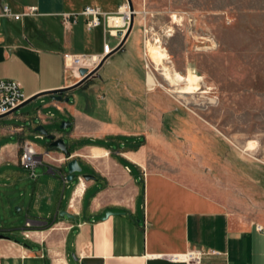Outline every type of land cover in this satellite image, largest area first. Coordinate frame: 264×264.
I'll return each instance as SVG.
<instances>
[{
  "label": "crops",
  "instance_id": "crops-1",
  "mask_svg": "<svg viewBox=\"0 0 264 264\" xmlns=\"http://www.w3.org/2000/svg\"><path fill=\"white\" fill-rule=\"evenodd\" d=\"M125 1L0 0L13 13L37 8L35 15L18 20L0 16V79L19 81L24 95L37 96L42 104L35 123L22 111L2 117L26 123L0 124V139L7 138L0 145V166L20 165L22 140L32 131L39 138L34 128L55 117L54 108L71 122L68 130L53 133L64 139L69 157L48 144L43 150L35 146L52 187L34 188L31 197L38 205L29 207L22 239L0 234V264H193L166 257L190 250L205 252L199 264H264L261 222L231 208L196 178L149 168V118L134 120V113L148 115L139 26L133 24L120 49L108 54L93 75L62 93L69 100L73 93V104L47 94L75 84L79 68L91 70L100 62L104 43L115 48L122 40L121 29L111 25L122 22L115 14L124 11ZM88 5L114 14L111 25L102 18L88 29L87 17L80 14ZM66 13L77 14L70 27L63 23ZM143 138L145 144L134 151L131 146ZM71 158L83 162L94 178L76 172L68 182L63 164ZM58 179L64 185L61 195ZM59 210L72 217H59ZM106 211L114 213L103 218Z\"/></svg>",
  "mask_w": 264,
  "mask_h": 264
},
{
  "label": "rangeland",
  "instance_id": "rangeland-1",
  "mask_svg": "<svg viewBox=\"0 0 264 264\" xmlns=\"http://www.w3.org/2000/svg\"><path fill=\"white\" fill-rule=\"evenodd\" d=\"M132 4L134 23L142 31L144 101L148 100L144 103L148 115L134 113V120L149 118V168L196 178L231 208L264 225V0H132ZM149 43L166 50L167 65L201 79L179 82L190 88L178 92L177 85L165 79L164 66L150 61ZM148 73L156 79L154 86L147 84ZM69 95L67 103L73 104V93ZM41 105L36 98L15 112L26 113L35 123ZM53 111L56 116L45 128L50 133L68 130L60 128L65 113ZM25 123L0 118L1 125ZM34 134L27 138L43 150L49 140ZM6 140L1 138L0 145ZM144 144L143 138L131 147L136 151ZM81 167L77 173L89 174L83 162ZM35 170L32 178L18 164L0 166V234L15 233L13 237L22 239L29 207L38 205L31 197L34 188L52 187L42 165ZM55 187L61 195V179ZM60 211L59 217L67 218Z\"/></svg>",
  "mask_w": 264,
  "mask_h": 264
},
{
  "label": "built area",
  "instance_id": "built-area-1",
  "mask_svg": "<svg viewBox=\"0 0 264 264\" xmlns=\"http://www.w3.org/2000/svg\"><path fill=\"white\" fill-rule=\"evenodd\" d=\"M126 10L122 11L116 16L121 17L122 22L120 24L111 25L110 18L114 14H108L102 12L99 7L95 6H85L80 14L87 17L86 25L88 29L99 26L102 23V18L104 21L111 25L113 28H119L126 31L129 23V8L128 5L124 6ZM37 13L36 6H28L20 13H13L8 5L0 3V16H7L14 18L16 20L28 16L35 15ZM77 20V14L66 13L63 15V23L66 27H70ZM114 47L110 46L108 43L103 44V54L108 55L113 51ZM27 97L24 95L22 90V85L19 81L13 79H0V115L9 113L11 110L16 108L22 102H24ZM40 118V117H39ZM43 118H40V120ZM39 138H44V135L38 133ZM19 164L29 171L32 178L36 177V167L43 164V155H41L34 143L31 140L23 139L20 144V152L18 158ZM64 178V176H62ZM26 227H30V222L27 221ZM258 230H263V226L257 225ZM205 252L202 250H190L185 253H172L167 254L166 257L170 260H182L187 263L199 264L202 255ZM209 253H216L214 250H210Z\"/></svg>",
  "mask_w": 264,
  "mask_h": 264
},
{
  "label": "water",
  "instance_id": "water-1",
  "mask_svg": "<svg viewBox=\"0 0 264 264\" xmlns=\"http://www.w3.org/2000/svg\"><path fill=\"white\" fill-rule=\"evenodd\" d=\"M127 5L129 8V23H128V27L126 29V31L120 30L118 31L117 35L121 36L122 35V40L115 46V48L113 49V52L117 51L118 49H120V47L122 46L125 38L127 37V35L129 34V32L131 31L133 24H134V14H135V10L133 8V4H132V0H127ZM109 55H104L100 62L91 70H89L88 68L85 67H81L79 68V74L81 75V79L79 81H77L75 84H73L72 86L66 87V88H61V89H57V90H52L49 91L47 94L50 95V98L52 100H57V101H62L64 99L65 102L69 101V97L65 96L63 97V92L75 88L79 85H81L87 78H89L91 75H93L97 69L102 65V63L104 62V60L108 57ZM37 96H32L27 98L24 102H22L20 105H18L16 108H14L13 110H11L9 113L19 109L20 107L24 106L25 104L29 103L30 101H32L33 99H35ZM7 113V114H9ZM7 114L4 115H0V118L6 116ZM71 125L70 121L67 120H63L60 123V128L64 129L67 128ZM34 130L36 132L41 133L42 135H44L50 142L48 143V148L49 149H58L61 152H63L66 157L70 156V151H69V147L66 144V142L64 141V139L62 137H56L55 134L50 133L43 124H38ZM66 167V180L67 181H71L76 172H81L82 167L79 164V161L77 160V158H71L70 160H68L67 162H65L63 164ZM83 177L87 180L89 179H93L94 176L90 175V174H85L83 175ZM114 212L111 211H106L105 215L103 218H107L110 214H113ZM60 215H65L67 217H72L71 214H69L67 211L63 210L60 211ZM31 224H35V225H40L41 223H46V221H39V220H30ZM0 237H4L3 235H0Z\"/></svg>",
  "mask_w": 264,
  "mask_h": 264
},
{
  "label": "bare ground",
  "instance_id": "bare-ground-1",
  "mask_svg": "<svg viewBox=\"0 0 264 264\" xmlns=\"http://www.w3.org/2000/svg\"><path fill=\"white\" fill-rule=\"evenodd\" d=\"M114 19H116L118 21L121 20L119 18H114ZM147 46H148L147 54L149 55L150 61L153 62L156 66L160 65V64L164 66L165 79L170 80L171 83H174L175 85H177L176 89H179L178 92L186 93L187 90L190 88L189 85H187V84H186V86L181 87V85H179V82L185 81L188 84H191V83H193L194 80H200L201 79L198 76H194L190 72H188L187 75H182L177 70H175L171 66L167 65L166 63L169 62L168 61L169 60L168 54L166 53V50L164 48H162L160 45H155V46L153 45L152 46L149 43ZM147 84L150 86H154L156 84L155 77L150 73L147 74Z\"/></svg>",
  "mask_w": 264,
  "mask_h": 264
},
{
  "label": "trees",
  "instance_id": "trees-1",
  "mask_svg": "<svg viewBox=\"0 0 264 264\" xmlns=\"http://www.w3.org/2000/svg\"><path fill=\"white\" fill-rule=\"evenodd\" d=\"M135 147H137V146H135Z\"/></svg>",
  "mask_w": 264,
  "mask_h": 264
}]
</instances>
